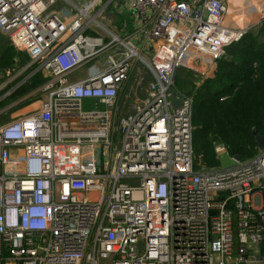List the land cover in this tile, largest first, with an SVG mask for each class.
Here are the masks:
<instances>
[{"label":"built area","instance_id":"1","mask_svg":"<svg viewBox=\"0 0 264 264\" xmlns=\"http://www.w3.org/2000/svg\"><path fill=\"white\" fill-rule=\"evenodd\" d=\"M62 1L72 4L0 0V35L28 58L0 104L45 78L24 96L32 110L0 126V264H264V148L229 168L201 166L193 98L175 87L178 70L212 78L264 9L238 27L228 0H119L144 56L130 37L91 34L98 0ZM136 61L152 80L121 116ZM86 66L100 71L71 82Z\"/></svg>","mask_w":264,"mask_h":264},{"label":"trees","instance_id":"2","mask_svg":"<svg viewBox=\"0 0 264 264\" xmlns=\"http://www.w3.org/2000/svg\"><path fill=\"white\" fill-rule=\"evenodd\" d=\"M14 52L7 47L0 62L5 54L9 60L13 58ZM44 79L36 73L4 100L0 109L11 99L35 90ZM192 98V146L201 166L219 165L214 152L219 144L241 160L259 151L252 132L264 137V20L226 48V59L217 61L213 78L204 81Z\"/></svg>","mask_w":264,"mask_h":264},{"label":"rangeland","instance_id":"3","mask_svg":"<svg viewBox=\"0 0 264 264\" xmlns=\"http://www.w3.org/2000/svg\"><path fill=\"white\" fill-rule=\"evenodd\" d=\"M74 6L76 7H83L89 5V3L92 0H69ZM263 1V0H262ZM68 1H62L58 4L57 9L61 8H69L73 9L72 4H68ZM228 4H230V10L232 9V2L231 0H228ZM96 7H103L104 13L102 16L98 19V22L101 25H105L107 29L109 30V27L111 28V32H115L116 35H123L120 37H128L130 34L133 33L134 25V18L132 16V13L128 10V8L123 4L121 1H116L115 3H109L108 0H98V3ZM97 8V9H98ZM245 10V9H243ZM246 11V10H245ZM244 12V11H243ZM234 13V12H233ZM241 21L239 17H236V22ZM259 25L256 24L251 29H248V32H252L257 28ZM245 26V25H242ZM102 36H106L103 35ZM7 47H11L7 38L0 35V57L6 52ZM9 52L8 54L11 56ZM15 53V55H14ZM13 53V58L9 60V55L5 54L3 56L2 60L3 62H0V86H5L6 84L10 85L9 88H15L17 84L23 79L25 76H27L28 72L24 71L25 66L28 63V58L24 54L21 53ZM11 61V62H10ZM8 62V63H7ZM99 65V64H96ZM100 70L97 68H91L90 66H86L81 71H78L76 77H79L78 80L72 79L71 82H76L81 79L86 78V76H91L92 74H95L99 72ZM143 76V75H142ZM213 78V77H212ZM211 76L206 78L204 76H200L197 74H194L189 71L185 70H178L175 76V87L178 90H181L184 93H187L194 97L196 92L199 90L200 85L208 80L212 79ZM143 80H140L138 78L137 84L140 85L142 88ZM7 89V90H8ZM3 90V89H2ZM16 89L13 91L15 92ZM12 92V93H13ZM132 96V95H130ZM25 98L24 96L22 98H15L11 99L7 104L4 106V111H9L8 113L2 112L1 116L2 119L0 120V126L4 125L8 122H11L15 120L18 117L26 115L30 110H32V107L29 106V102L23 103ZM6 108V109H5ZM83 110H91L92 106L86 105V103H83ZM115 143H118V138L115 139ZM220 166L212 167L213 169H218ZM211 168V167H207Z\"/></svg>","mask_w":264,"mask_h":264},{"label":"crops","instance_id":"4","mask_svg":"<svg viewBox=\"0 0 264 264\" xmlns=\"http://www.w3.org/2000/svg\"><path fill=\"white\" fill-rule=\"evenodd\" d=\"M116 1L119 0H114L111 3H115ZM232 2V9L236 17H239L241 19V21H239L238 23H236V25L242 26H249V20L251 17V9L254 6V3H261L264 4V0H231ZM67 9H71V7L67 8ZM245 9V10H243ZM104 11V10H103ZM244 11V12H243ZM104 13V12H103ZM103 13H100V15L97 17V21L98 19L102 16ZM135 22V21H134ZM99 23V22H98ZM100 26L94 27L93 31H92V35H96V36H102L106 35V36H102L107 38L108 32H111V28L109 27V30L107 29V27L105 25H101L99 23ZM135 25V23H134ZM135 28V27H134ZM134 28H133V32H134ZM113 34L116 35L115 32H113ZM118 36H123V35H118ZM131 39V42L134 43L139 49L142 50V54L144 56H148V54L146 53V48H145V42L143 37L141 36H137L135 35V37H132L131 34L128 36ZM78 72L73 73L70 76V81L72 79L78 80L79 77L75 76L77 75ZM143 75V76H142ZM26 77V76H25ZM25 77L23 79H25ZM138 78L140 80H143V84H142V88L140 87L139 84H137L138 82ZM21 79V81L23 80ZM28 80V79H26ZM152 80V76L151 73L143 66V64L139 61H136L132 64L131 67V72L129 74V78L126 82V84L123 87V90L120 93V101L118 102V111L119 114L121 116H125L128 115L129 113H131L134 109L136 100L141 99L146 92V86L147 84ZM29 93H26L25 95H21L18 98H22L23 96H26ZM132 95V96H130ZM30 99H25L23 103L29 102ZM84 103V102H83ZM86 105L88 106H94V104L91 101L86 100L85 101ZM29 106H31V104H29Z\"/></svg>","mask_w":264,"mask_h":264},{"label":"water","instance_id":"5","mask_svg":"<svg viewBox=\"0 0 264 264\" xmlns=\"http://www.w3.org/2000/svg\"><path fill=\"white\" fill-rule=\"evenodd\" d=\"M171 97L174 98V92H171ZM173 106L175 108L179 107V101L178 100H174ZM252 134L255 137L258 149L262 150L264 148V137L257 135L256 131H253ZM217 159H218L219 165L222 168H229V167L235 165V163L240 158L238 156H232V158H229L227 154L222 153V154L218 155Z\"/></svg>","mask_w":264,"mask_h":264},{"label":"bare ground","instance_id":"6","mask_svg":"<svg viewBox=\"0 0 264 264\" xmlns=\"http://www.w3.org/2000/svg\"><path fill=\"white\" fill-rule=\"evenodd\" d=\"M258 9H264V4H261V3H254V6L252 7L251 9V17H250V20H249V25L253 24L254 22L258 21L260 19V16L259 15H256L257 14V10ZM256 15V16H255Z\"/></svg>","mask_w":264,"mask_h":264}]
</instances>
